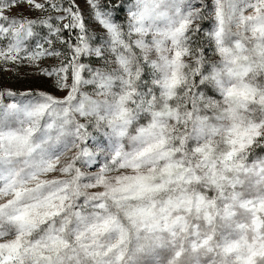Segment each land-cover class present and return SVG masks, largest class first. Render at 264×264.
Returning <instances> with one entry per match:
<instances>
[{"label":"rangeland","instance_id":"374dc122","mask_svg":"<svg viewBox=\"0 0 264 264\" xmlns=\"http://www.w3.org/2000/svg\"><path fill=\"white\" fill-rule=\"evenodd\" d=\"M223 257L264 264V0H0V264Z\"/></svg>","mask_w":264,"mask_h":264},{"label":"trees","instance_id":"16d2710c","mask_svg":"<svg viewBox=\"0 0 264 264\" xmlns=\"http://www.w3.org/2000/svg\"><path fill=\"white\" fill-rule=\"evenodd\" d=\"M62 32H66V30H63ZM223 263L222 264H234L231 261H229L228 259H226L225 257H223L222 259ZM68 264H74L72 261H70Z\"/></svg>","mask_w":264,"mask_h":264}]
</instances>
